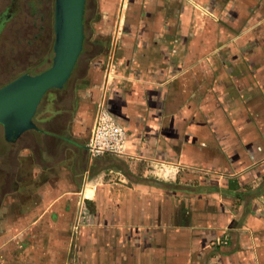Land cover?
I'll return each instance as SVG.
<instances>
[{"label":"crops","instance_id":"crops-1","mask_svg":"<svg viewBox=\"0 0 264 264\" xmlns=\"http://www.w3.org/2000/svg\"><path fill=\"white\" fill-rule=\"evenodd\" d=\"M90 8L74 82L54 88L74 105L51 102L21 133L33 174L0 251L14 264H264V0ZM99 107L125 130L122 154L85 147Z\"/></svg>","mask_w":264,"mask_h":264},{"label":"rangeland","instance_id":"rangeland-1","mask_svg":"<svg viewBox=\"0 0 264 264\" xmlns=\"http://www.w3.org/2000/svg\"><path fill=\"white\" fill-rule=\"evenodd\" d=\"M92 1L87 0L89 11H91ZM52 12L53 0H0V85L17 74L38 73L50 64L53 42ZM83 59L84 57L80 54L77 63L80 65ZM75 77L74 69L66 84L74 82ZM51 89H48L41 97L38 112L43 110L44 114H48L46 112L50 111L51 102H53V108L59 106L61 102V104L67 102L68 109H71L75 102L74 96L71 93H61L59 90ZM29 139L31 140V137ZM10 146L3 137V129L0 125V191L8 189L10 185L11 189H22L20 186L22 184H10L12 181L9 180L8 172L13 173L12 180L18 181L27 178V172L30 176L33 174L31 165L26 166V169L19 165L20 163L29 164L31 152L26 151L24 152L26 154L22 155L20 146L13 149H10ZM25 194L27 193H0V245L1 240L6 239L14 230L13 210L20 208L17 201L18 199L22 201ZM13 195H17L18 199L13 200ZM30 200L33 202L35 198ZM15 254L11 251L8 253L0 251V264H14L11 259H15Z\"/></svg>","mask_w":264,"mask_h":264},{"label":"water","instance_id":"water-1","mask_svg":"<svg viewBox=\"0 0 264 264\" xmlns=\"http://www.w3.org/2000/svg\"><path fill=\"white\" fill-rule=\"evenodd\" d=\"M85 0H53V42L50 64L35 73H22L0 86V125L3 137L13 141L21 133L36 129L32 121L45 91L61 88L82 47V14Z\"/></svg>","mask_w":264,"mask_h":264},{"label":"built area","instance_id":"built-area-1","mask_svg":"<svg viewBox=\"0 0 264 264\" xmlns=\"http://www.w3.org/2000/svg\"><path fill=\"white\" fill-rule=\"evenodd\" d=\"M126 141V133L103 107L95 113L90 134L85 141V147L91 155L122 154Z\"/></svg>","mask_w":264,"mask_h":264},{"label":"flooded vegetation","instance_id":"flooded-vegetation-1","mask_svg":"<svg viewBox=\"0 0 264 264\" xmlns=\"http://www.w3.org/2000/svg\"><path fill=\"white\" fill-rule=\"evenodd\" d=\"M8 143H9V146H10V149H13V148H15V147H17V146H21V145H24V144H27L26 142V140H25V136L23 135V134H20L14 141H7ZM7 174H9L8 176H9V180H11L12 182H10V184H12V183H18V180H12V177H13V173H10V172H8ZM7 174L5 175V176H7ZM10 187V188H9ZM8 187V189H6V190H1L0 191V193H21V190H17V189H11V185ZM14 198L15 199H18V196L17 195H13V200H14ZM18 201H19V199H18Z\"/></svg>","mask_w":264,"mask_h":264},{"label":"trees","instance_id":"trees-1","mask_svg":"<svg viewBox=\"0 0 264 264\" xmlns=\"http://www.w3.org/2000/svg\"><path fill=\"white\" fill-rule=\"evenodd\" d=\"M86 4H87V0H85V2H84V8H83V14H82V24H83V40H84V35H85V17H86ZM83 40H82V48H81V50H80V52H79V55L81 54V51H82V49H83ZM79 55H78V57H79ZM77 57V58H78ZM76 61H77V59H76ZM76 63V62H75ZM49 66V65H48ZM47 66V67H48ZM74 66H75V64H74ZM74 66H73V68H74ZM46 67V68H47ZM73 68H72V70H73ZM44 70V69H43ZM72 70H71V72H72ZM42 71V70H41ZM71 72H70V74H71ZM70 74H69V76H70ZM18 75H20V74H17L16 76H18ZM15 76V77H16ZM15 77H13V78H15ZM12 78V79H13ZM69 78V77H68ZM68 78H67V80H68ZM67 80L65 81V83L67 82ZM10 81V80H9ZM8 82V81H7ZM6 82V83H7ZM65 83H64V85H65ZM5 84V83H4ZM0 86H2V85H0ZM49 90H52V89H49ZM55 90V89H54ZM48 91V90H47ZM46 92V91H45ZM45 92L43 93V95L45 94ZM43 95H42V97H43ZM38 105H39V103H38ZM38 105H37V107H36V110H35V112H34V114H33V117H32V121L34 122V124H36L35 123V115L37 114V112H38Z\"/></svg>","mask_w":264,"mask_h":264}]
</instances>
